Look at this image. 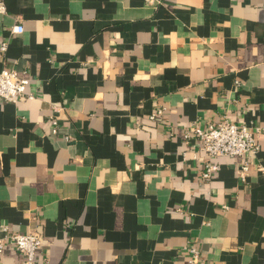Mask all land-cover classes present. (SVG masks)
<instances>
[{
  "label": "crops",
  "instance_id": "crops-1",
  "mask_svg": "<svg viewBox=\"0 0 264 264\" xmlns=\"http://www.w3.org/2000/svg\"><path fill=\"white\" fill-rule=\"evenodd\" d=\"M0 1V71L33 95L0 97V238L38 233L36 264H264V130L209 179L186 134L264 127V0Z\"/></svg>",
  "mask_w": 264,
  "mask_h": 264
},
{
  "label": "built area",
  "instance_id": "built-area-1",
  "mask_svg": "<svg viewBox=\"0 0 264 264\" xmlns=\"http://www.w3.org/2000/svg\"><path fill=\"white\" fill-rule=\"evenodd\" d=\"M147 1L154 3L156 0ZM0 10L5 11V6L1 1ZM23 30L22 24L12 27L13 33H21ZM6 47L4 44L3 49ZM29 82L30 79L21 75L16 69L1 70L0 97L10 102H17L27 94L26 89ZM27 95L33 97L32 93ZM163 112L164 109L159 108L153 116H161ZM262 130L264 127L253 130L248 125H239L230 119L210 123L208 127H202L199 124L192 125L186 134L196 137L200 142V149L205 153L206 166L202 177L209 179L218 169L219 165L214 161L218 157H247L257 154L260 150L258 135ZM240 169L241 176L246 178L249 171L248 160L241 164ZM260 169L264 171V165H261ZM5 229L8 230L7 227ZM7 232L3 238H0V256L4 253L6 245L10 243L24 255V264H36V254L42 244L41 236L38 233ZM189 254V264H206L202 261L197 247H190Z\"/></svg>",
  "mask_w": 264,
  "mask_h": 264
}]
</instances>
